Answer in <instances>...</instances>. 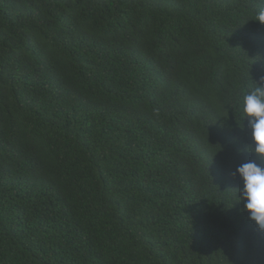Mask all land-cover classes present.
I'll use <instances>...</instances> for the list:
<instances>
[{"label":"trees","instance_id":"obj_1","mask_svg":"<svg viewBox=\"0 0 264 264\" xmlns=\"http://www.w3.org/2000/svg\"><path fill=\"white\" fill-rule=\"evenodd\" d=\"M258 13L0 0V264H264L231 174L252 159L234 99L264 76Z\"/></svg>","mask_w":264,"mask_h":264},{"label":"clouds","instance_id":"obj_2","mask_svg":"<svg viewBox=\"0 0 264 264\" xmlns=\"http://www.w3.org/2000/svg\"><path fill=\"white\" fill-rule=\"evenodd\" d=\"M256 20L264 23V13H258ZM260 81L242 89L234 99L242 121L247 118L241 129L247 127L251 133V141L242 151L250 153L252 159L240 163L231 174L242 181V186L235 188L234 202H243L248 218L264 232V76Z\"/></svg>","mask_w":264,"mask_h":264}]
</instances>
